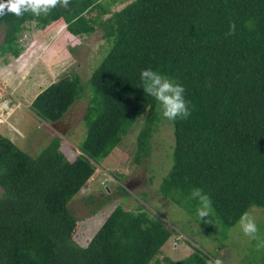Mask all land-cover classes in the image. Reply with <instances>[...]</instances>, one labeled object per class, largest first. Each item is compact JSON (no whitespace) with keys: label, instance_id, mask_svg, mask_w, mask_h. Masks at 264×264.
<instances>
[{"label":"trees","instance_id":"1","mask_svg":"<svg viewBox=\"0 0 264 264\" xmlns=\"http://www.w3.org/2000/svg\"><path fill=\"white\" fill-rule=\"evenodd\" d=\"M95 8L96 15L86 14ZM55 9L74 34L101 26L110 46L88 78L85 133L73 159L59 135L31 155L0 132V264H206L215 257L198 246L179 259H159L172 229L145 208L131 214L123 197L79 244L68 203L94 172L91 159L105 157L142 112L136 157L149 154L160 115L140 88V72L151 67L183 85L191 110L172 120V162L161 192L195 210L192 190L202 189L224 227L251 205L264 208V0H130L105 17L102 0ZM39 19L0 16L3 60L26 22ZM231 22L236 31L228 36ZM83 90L79 76L52 81L30 105L40 119L56 121ZM118 189L128 193L121 183Z\"/></svg>","mask_w":264,"mask_h":264},{"label":"rangeland","instance_id":"2","mask_svg":"<svg viewBox=\"0 0 264 264\" xmlns=\"http://www.w3.org/2000/svg\"><path fill=\"white\" fill-rule=\"evenodd\" d=\"M102 1L110 11L103 15L105 17L130 0ZM97 10L86 14L96 15ZM56 12L54 8L47 15L41 14L38 21H27V28L22 30L19 43L7 53L6 61L0 57V103L8 102V108L0 110L3 116L0 132L31 155L38 154L54 135H59L60 149L73 159L81 152L85 133L83 113L90 95L88 78L110 43L101 26L96 25L91 32L74 34ZM2 37L0 27V41ZM73 76H79L84 90L62 118L42 120L30 102H25L33 99L50 82L65 81ZM158 108L160 119L149 138L148 155L136 157L137 136L146 115L142 112L105 157L96 161L91 159L94 172L68 203L78 219L73 239L85 245L123 197L122 204L128 211L134 209L132 213L136 214L145 208L172 229L158 254L159 259L166 255L176 260L189 254L193 246H198L221 259L223 264H264V249L258 251L257 240L244 235L237 223L239 219L224 227L212 207L210 216L201 220L196 209L189 210L161 192L160 183L172 162L174 135L172 120L163 117L159 103ZM118 183L124 185L128 193L119 190ZM101 201L106 202L97 207ZM247 211L256 220L258 236L264 239V208L251 205ZM170 263V260L162 259L160 263L153 261L151 264Z\"/></svg>","mask_w":264,"mask_h":264},{"label":"clouds","instance_id":"3","mask_svg":"<svg viewBox=\"0 0 264 264\" xmlns=\"http://www.w3.org/2000/svg\"><path fill=\"white\" fill-rule=\"evenodd\" d=\"M70 2L71 0H0V16L8 13L16 17H22L25 13H31L34 16L47 15L57 6L67 10ZM235 31L236 25L231 22L226 35H234ZM140 82V88L143 89L145 95L154 98L159 103L164 118L168 120L187 119L191 115L190 102L185 98V88L179 82L151 67L141 70ZM7 108V101L0 103V110ZM192 198L198 200L199 206L196 212L201 220L209 217L212 212L211 198L200 188L192 190ZM237 223L245 236L257 240L258 251L264 249V239L258 236L259 229L256 220L248 211L241 214ZM206 264H223V261L219 258H209Z\"/></svg>","mask_w":264,"mask_h":264},{"label":"crops","instance_id":"4","mask_svg":"<svg viewBox=\"0 0 264 264\" xmlns=\"http://www.w3.org/2000/svg\"><path fill=\"white\" fill-rule=\"evenodd\" d=\"M17 43H19V41H18ZM40 90H42V89H40ZM40 90H39V91H40ZM36 94H37V93H36ZM36 94H35V95H36ZM35 95L33 96V98L35 97ZM18 101H19V100H18ZM31 101H32V99H30V100H25V102H30V103H31ZM19 102H20V101H19ZM0 128H2V125H1V124H0ZM3 130H4V128H3ZM112 209H113V208H112ZM112 209H111V210H112ZM125 209H126V208H125ZM132 211L135 212L134 209L129 210V212H130L131 214H133ZM109 213H110V211L108 212V214H109ZM108 214H107V215H108ZM105 218H106V217H105Z\"/></svg>","mask_w":264,"mask_h":264},{"label":"built area","instance_id":"5","mask_svg":"<svg viewBox=\"0 0 264 264\" xmlns=\"http://www.w3.org/2000/svg\"><path fill=\"white\" fill-rule=\"evenodd\" d=\"M3 120V116L2 115H0V121H2Z\"/></svg>","mask_w":264,"mask_h":264}]
</instances>
